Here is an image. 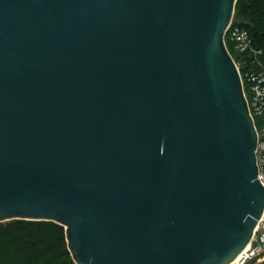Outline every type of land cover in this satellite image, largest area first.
Here are the masks:
<instances>
[{"label":"water","instance_id":"1","mask_svg":"<svg viewBox=\"0 0 264 264\" xmlns=\"http://www.w3.org/2000/svg\"><path fill=\"white\" fill-rule=\"evenodd\" d=\"M236 1L0 0V221L76 264L234 262L264 209Z\"/></svg>","mask_w":264,"mask_h":264},{"label":"built area","instance_id":"2","mask_svg":"<svg viewBox=\"0 0 264 264\" xmlns=\"http://www.w3.org/2000/svg\"><path fill=\"white\" fill-rule=\"evenodd\" d=\"M227 26L223 36L226 49L228 50V39L240 55L245 56L242 63H236L234 58L233 60L256 130L257 179L264 186V43L255 44L248 31L233 22V17ZM256 118H259V127L255 126ZM234 264H264V209L254 227L248 246L238 255V260Z\"/></svg>","mask_w":264,"mask_h":264},{"label":"trees","instance_id":"3","mask_svg":"<svg viewBox=\"0 0 264 264\" xmlns=\"http://www.w3.org/2000/svg\"><path fill=\"white\" fill-rule=\"evenodd\" d=\"M233 12V22L245 28L255 44H263L264 0H237ZM15 220L26 230L19 233L17 247L12 250L0 238V264H66L68 250L61 224L48 220Z\"/></svg>","mask_w":264,"mask_h":264},{"label":"rangeland","instance_id":"4","mask_svg":"<svg viewBox=\"0 0 264 264\" xmlns=\"http://www.w3.org/2000/svg\"><path fill=\"white\" fill-rule=\"evenodd\" d=\"M227 47H228V51L233 56L236 63H242L244 61L245 56L240 55V53L234 48V44L228 39H227ZM255 126L257 127L260 126L259 118H256ZM15 219H18V218H15ZM15 219L0 221V238L1 237L3 238L2 242H7L9 244L10 250H12L13 248L15 249L17 247L16 241L18 239L19 233L21 234L23 233V231L26 230L25 226L20 223H17L18 220H15ZM35 230H38V229H35ZM55 249H57V246L55 247ZM65 263L66 264H76L72 260L71 253L69 250H68V255L66 254Z\"/></svg>","mask_w":264,"mask_h":264},{"label":"bare ground","instance_id":"5","mask_svg":"<svg viewBox=\"0 0 264 264\" xmlns=\"http://www.w3.org/2000/svg\"><path fill=\"white\" fill-rule=\"evenodd\" d=\"M238 260V256L235 258L234 262H236ZM234 262H232L231 264H234Z\"/></svg>","mask_w":264,"mask_h":264}]
</instances>
